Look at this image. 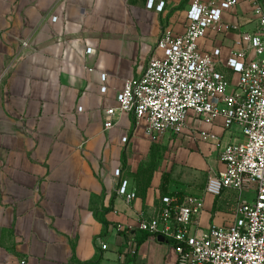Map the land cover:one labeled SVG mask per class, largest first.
Masks as SVG:
<instances>
[{
  "label": "crops",
  "instance_id": "1",
  "mask_svg": "<svg viewBox=\"0 0 264 264\" xmlns=\"http://www.w3.org/2000/svg\"><path fill=\"white\" fill-rule=\"evenodd\" d=\"M149 1L0 0V264H177L168 240L138 229L159 214L163 196H202L204 229L231 224L238 201L254 198L206 193L224 168L213 142L152 139L144 120L118 109L105 128L106 111L119 107L125 82L144 73L162 26L182 34L188 25L193 0ZM249 7L241 0L225 19ZM238 34L205 38L201 47L221 46L225 61ZM199 130L223 143L244 140L237 125L225 131L222 118ZM125 180L137 194L131 202L118 191Z\"/></svg>",
  "mask_w": 264,
  "mask_h": 264
},
{
  "label": "built area",
  "instance_id": "2",
  "mask_svg": "<svg viewBox=\"0 0 264 264\" xmlns=\"http://www.w3.org/2000/svg\"><path fill=\"white\" fill-rule=\"evenodd\" d=\"M246 1L249 9L227 21L225 16L235 15L241 0H193L184 33L162 26L144 73L127 80L116 96L119 107L106 111V129L113 127L112 117L118 109L144 120L152 139L188 135L215 143L224 168L208 179L206 193L254 194L252 200L238 201L231 224H213L207 229L199 221L205 206L202 196H163L159 214L143 217L138 229L168 240L176 250L177 264H264V0ZM153 3L150 0L149 6ZM163 7L164 2L157 10ZM231 29L239 32V47L230 50L225 61L221 46L201 47L203 39ZM22 46L29 47V41ZM91 53L92 48H87L86 54ZM106 77L102 75L103 82ZM101 92H106L105 86ZM219 118L225 131L239 126L244 140L223 143L218 134L199 130L202 123L215 125ZM114 174L120 176V168ZM118 191L129 202L137 197L126 180ZM108 246L103 242L101 248ZM135 253L132 244L127 254Z\"/></svg>",
  "mask_w": 264,
  "mask_h": 264
},
{
  "label": "rangeland",
  "instance_id": "3",
  "mask_svg": "<svg viewBox=\"0 0 264 264\" xmlns=\"http://www.w3.org/2000/svg\"><path fill=\"white\" fill-rule=\"evenodd\" d=\"M164 156H170V154H167V153H162V151H158V153L156 154V157H159V158H162ZM245 196H247L248 199H252L253 198V194L249 193V192H245L244 193Z\"/></svg>",
  "mask_w": 264,
  "mask_h": 264
},
{
  "label": "trees",
  "instance_id": "4",
  "mask_svg": "<svg viewBox=\"0 0 264 264\" xmlns=\"http://www.w3.org/2000/svg\"><path fill=\"white\" fill-rule=\"evenodd\" d=\"M168 195L169 196H180L181 197V194L180 193H174V192H172V193H168Z\"/></svg>",
  "mask_w": 264,
  "mask_h": 264
},
{
  "label": "water",
  "instance_id": "5",
  "mask_svg": "<svg viewBox=\"0 0 264 264\" xmlns=\"http://www.w3.org/2000/svg\"><path fill=\"white\" fill-rule=\"evenodd\" d=\"M158 239H159V240H164V237L159 236Z\"/></svg>",
  "mask_w": 264,
  "mask_h": 264
}]
</instances>
